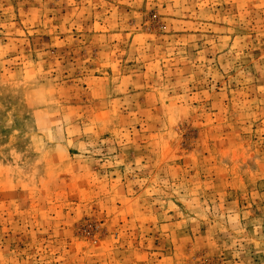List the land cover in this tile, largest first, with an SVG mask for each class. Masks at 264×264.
<instances>
[{
    "label": "rangeland",
    "instance_id": "rangeland-1",
    "mask_svg": "<svg viewBox=\"0 0 264 264\" xmlns=\"http://www.w3.org/2000/svg\"><path fill=\"white\" fill-rule=\"evenodd\" d=\"M0 264H264V0H0Z\"/></svg>",
    "mask_w": 264,
    "mask_h": 264
}]
</instances>
